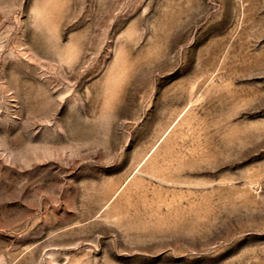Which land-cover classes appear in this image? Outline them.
Returning a JSON list of instances; mask_svg holds the SVG:
<instances>
[{"label":"rangeland","instance_id":"1","mask_svg":"<svg viewBox=\"0 0 264 264\" xmlns=\"http://www.w3.org/2000/svg\"><path fill=\"white\" fill-rule=\"evenodd\" d=\"M0 264H264V0H0Z\"/></svg>","mask_w":264,"mask_h":264}]
</instances>
